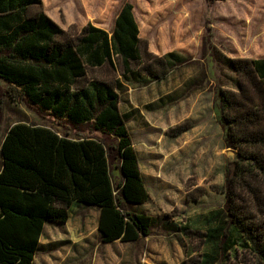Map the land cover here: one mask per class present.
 <instances>
[{"label":"trees","instance_id":"16d2710c","mask_svg":"<svg viewBox=\"0 0 264 264\" xmlns=\"http://www.w3.org/2000/svg\"><path fill=\"white\" fill-rule=\"evenodd\" d=\"M206 1L211 7L218 0ZM207 24L201 58L213 59L218 48ZM192 62L175 51L150 52L129 1L111 31L89 22L72 32L45 11L43 0H0V77L69 127L91 123L101 133L70 136L23 122L10 127L1 144L0 264H34L45 225L66 223L75 204L100 211L102 243L151 235L157 217L128 206L145 205L151 195L118 79L149 85ZM220 63L236 74L238 88L217 94L225 146L235 158L226 168L224 204L208 213L201 247L184 264H264V58ZM187 130L180 126L177 135Z\"/></svg>","mask_w":264,"mask_h":264},{"label":"rangeland","instance_id":"374dc122","mask_svg":"<svg viewBox=\"0 0 264 264\" xmlns=\"http://www.w3.org/2000/svg\"><path fill=\"white\" fill-rule=\"evenodd\" d=\"M125 1L133 4L139 36L157 56L179 52L193 61L163 80L145 85L123 82L120 107L127 119L141 173L151 195L147 205L129 209L157 217L150 236L138 242L100 241L95 209H81L69 226L47 225L34 264H184L201 247L199 232L208 213L224 204L225 174L235 153L225 146L219 121V88L236 90L226 58L264 57V0H43L45 11L65 30L89 22L111 31ZM207 21L218 56L201 58ZM101 74V73H99ZM0 77L1 144L15 123L52 127L72 136L100 137L91 123L69 127ZM18 94V95H16ZM180 126L188 130L177 135ZM115 183L121 177L112 165ZM118 185V184H117ZM184 228V229H182Z\"/></svg>","mask_w":264,"mask_h":264},{"label":"crops","instance_id":"0c3cea01","mask_svg":"<svg viewBox=\"0 0 264 264\" xmlns=\"http://www.w3.org/2000/svg\"><path fill=\"white\" fill-rule=\"evenodd\" d=\"M52 17V16H51ZM58 24H60L59 23V21H58V19L57 18H54V17H52ZM261 58H264V57H260V58H252V59H254V60H256V59H261ZM70 135V134H69ZM70 136H72V135H70ZM144 177V176H143ZM145 205H147V204H145ZM143 206V205H142ZM81 209H84V210H86V209H95V210H97L96 208H92V207H87V206H84V205H82V204H75V205H73L72 206V208H71V210H70V218H69V220L66 222V223H63V224H46L45 225V227L47 226V225H49V226H54V227H57L58 225H66V226H69L70 225V223H71V220H72V218L74 217V215H76L77 214V212H79L80 213V210ZM137 209V208H136ZM98 211V216H97V228H98V225H99V218H100V211L99 210H97ZM45 227H44V230H45ZM44 232V231H43ZM98 233H99V231H98ZM43 235V234H42ZM42 237V236H41ZM41 240V239H40ZM118 241H120V240H117V241H115V242H113V243H116V242H118ZM122 242V241H121ZM113 243H104V244H113ZM129 243V242H128Z\"/></svg>","mask_w":264,"mask_h":264}]
</instances>
